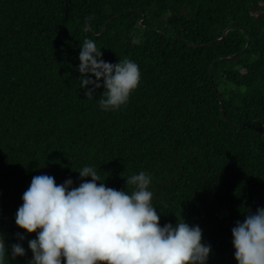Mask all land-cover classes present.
<instances>
[{
  "label": "trees",
  "instance_id": "16d2710c",
  "mask_svg": "<svg viewBox=\"0 0 264 264\" xmlns=\"http://www.w3.org/2000/svg\"><path fill=\"white\" fill-rule=\"evenodd\" d=\"M85 38L139 65L119 109L79 88ZM86 165L129 192L122 177L150 173L161 226L182 215L207 264H236L231 229L264 207V0H0V236L26 252L6 264L32 259L15 225L32 177L78 186Z\"/></svg>",
  "mask_w": 264,
  "mask_h": 264
},
{
  "label": "clouds",
  "instance_id": "9594fccd",
  "mask_svg": "<svg viewBox=\"0 0 264 264\" xmlns=\"http://www.w3.org/2000/svg\"><path fill=\"white\" fill-rule=\"evenodd\" d=\"M85 32L88 27L85 25ZM95 40L85 38L80 46L76 71L79 88L94 98L103 87L98 104L103 111L125 105L141 79L139 65L131 59L117 63L102 59ZM79 173L80 183L71 178L56 183L48 174L32 177L15 213V225L25 230L18 241L28 240L32 259L28 264H207L211 245L202 240V229L183 216L176 223L160 224L150 190L152 176L143 170L122 177L126 187H108L94 166ZM90 177V180L85 178ZM236 264H264V207L246 211L231 229ZM25 256L21 243L6 245L0 236V264L9 257Z\"/></svg>",
  "mask_w": 264,
  "mask_h": 264
},
{
  "label": "water",
  "instance_id": "95a60500",
  "mask_svg": "<svg viewBox=\"0 0 264 264\" xmlns=\"http://www.w3.org/2000/svg\"><path fill=\"white\" fill-rule=\"evenodd\" d=\"M143 17H144V16H143ZM87 23H88V25H89V20L87 21ZM107 23H108V22H107ZM139 23H140V21H139ZM146 27H147V26H146ZM155 29H156V28H155ZM230 29H232V28L227 29V30L224 32L223 37L220 38V39H218L217 41L222 40V39L225 37V35L227 34V32H228ZM187 43H188L189 45H192L193 47H198L197 45L191 44L189 41H187ZM249 44H250V38L248 37V42H247L246 47H245L242 51H240L239 53H237L236 56H237L238 54H241L242 52H244V51L249 47ZM230 57H234V56H221V57H219V58H217V59L215 60L214 64H215L217 61H219L220 59L230 58ZM214 64H213V65H214ZM213 65H212V67H211V71H210L211 74H212V68H213Z\"/></svg>",
  "mask_w": 264,
  "mask_h": 264
},
{
  "label": "rangeland",
  "instance_id": "374dc122",
  "mask_svg": "<svg viewBox=\"0 0 264 264\" xmlns=\"http://www.w3.org/2000/svg\"><path fill=\"white\" fill-rule=\"evenodd\" d=\"M155 24H156V28H157L158 30H160V31L163 30V31H165L166 33L171 34V32H169V30L166 28L165 23H164L162 17H160L159 22H157V23H155ZM220 84H223L222 80H220Z\"/></svg>",
  "mask_w": 264,
  "mask_h": 264
}]
</instances>
